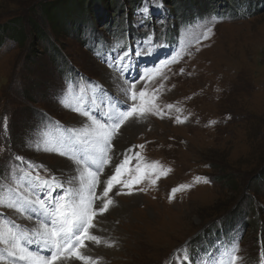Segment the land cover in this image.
I'll use <instances>...</instances> for the list:
<instances>
[{
	"label": "rangeland",
	"instance_id": "obj_1",
	"mask_svg": "<svg viewBox=\"0 0 264 264\" xmlns=\"http://www.w3.org/2000/svg\"><path fill=\"white\" fill-rule=\"evenodd\" d=\"M38 1L42 0H0V23L36 9ZM86 1L83 9L73 6L82 23L78 34L68 32L73 23L68 29L64 22L63 35H52L66 64L60 76L54 70L60 58L37 37L23 49L10 36L0 42V187L6 191L14 183L12 170L20 164L13 158L16 154L53 171L72 166L55 153L35 150L31 138L42 135L50 121L68 127L82 123L86 118L60 101L73 94L91 100L94 90L88 82L119 95L123 77L108 67L110 56L129 51L134 65L131 76L190 43L191 58L170 65L171 71L164 70L169 78L157 81L164 84L161 105L172 103L183 111L173 110V119L150 116L142 125L125 129L117 144L120 151L145 144L143 155L172 171L155 188L142 183L136 187L145 188L143 192L113 196L112 210L121 211L105 214L113 221L112 229L104 227L102 217L100 228L107 231H94L115 238L117 246L95 254L103 257L104 264H175L174 253L183 246L180 249L186 248L191 261L204 251L196 264H213L222 259L225 246L238 242L240 264H264V7L255 12L247 0H137L142 4L133 12L117 10L128 15L129 33L122 32L120 17L106 25L99 19L93 38L99 41L91 47L81 41L87 30L83 17L102 14L103 9L100 0ZM111 1L114 9L120 4L127 8L133 0ZM144 9L147 13L139 15ZM107 13V18L113 17ZM205 25L212 27L213 34L197 45L194 41ZM148 40L158 46L155 54L137 59V45ZM23 88L29 100L23 98ZM176 115L188 120L176 124ZM39 172L45 178L51 174L43 168ZM196 176L211 182L177 193L169 202L172 188L191 184ZM0 211L13 215L6 208Z\"/></svg>",
	"mask_w": 264,
	"mask_h": 264
},
{
	"label": "snow or ice",
	"instance_id": "obj_2",
	"mask_svg": "<svg viewBox=\"0 0 264 264\" xmlns=\"http://www.w3.org/2000/svg\"><path fill=\"white\" fill-rule=\"evenodd\" d=\"M147 11L144 9L139 15ZM212 34V27L205 25L194 43L200 45ZM144 44H148L147 49ZM157 47L151 40L141 42L135 57L152 56ZM190 49L191 44L186 43L173 54L131 76L134 65L129 51L115 58L110 56L106 60L108 67L123 77L118 96H112L103 85L88 82L94 90L91 100L85 101L82 95L75 94L61 99L62 106L86 119L72 127L50 121L51 127L46 125L41 130L42 135L31 138L32 147L64 157L72 167L53 171L25 157H14L20 162L12 170L14 183L9 184L6 191L0 187V209L6 208L13 213L8 216L0 211V264H71L73 261L104 264L103 257L95 254V248H111L117 246V241L98 235L96 231H107L100 228L99 222L116 206L113 196L143 192L145 188L136 187L142 183L155 188L158 181L172 171L158 160H148L143 155L145 144L130 145L123 151L117 144L125 129L142 125L150 116L173 119V110L177 114L183 111L172 103L161 105L164 84H157V81L169 78L164 70L171 71L170 65L179 63L185 56L191 58ZM183 72L181 68L180 73ZM152 84L157 86L148 91ZM187 120V116L176 115L173 122L183 124ZM3 132L7 136V117L3 121ZM41 168L50 172V176H41ZM210 182L207 177L196 176L191 184L172 188L168 200L172 202L177 193L189 191L196 184ZM20 220L30 224L20 223ZM238 252V242L225 246L222 259L213 264H240ZM174 255L175 264L186 261L191 264L186 248L177 249Z\"/></svg>",
	"mask_w": 264,
	"mask_h": 264
},
{
	"label": "trees",
	"instance_id": "obj_3",
	"mask_svg": "<svg viewBox=\"0 0 264 264\" xmlns=\"http://www.w3.org/2000/svg\"><path fill=\"white\" fill-rule=\"evenodd\" d=\"M82 1L83 0L38 1L36 3V5L38 4L36 9H33L34 7H32L29 10V13L21 16L15 15V17L2 21V23H0V42L4 39L5 36H10L18 42L19 46L22 45L20 49H23L28 42H31L34 37H37L38 39L48 44V47L51 46L49 49L54 52L55 56L60 58L57 64L54 63V70L56 71L57 75L60 76L62 66H66V64L63 60V57L61 56V52L59 51V49H57L59 45L54 43L52 35H54L55 37L58 35H63V29L65 28L64 22L68 24V29L71 28L73 23V26L70 29L71 31L68 32L74 31L76 34H78V30L80 31V25L82 23L80 24V21L76 17L74 13L75 11H73V6H76L78 10L85 8L86 4H83ZM88 1L89 0H87L86 2ZM100 2L103 9L102 14H98L95 12L93 13L92 10L93 14L90 18L88 16L83 17L82 22H86L87 24L86 35L84 38H81V41L83 42H85L86 38L95 36L97 34L95 31L97 28V23H95L96 21L102 19V24H110V21L115 20V18L123 14H118L117 10L126 11V9H130L132 6H134L137 0H133L130 4L128 3L129 5H127L129 7L127 8H125V5L122 6L120 4V6L116 5L114 9H111V5L113 4L111 0H109V2L108 0H100ZM247 2L248 8H254L255 12H258L257 10H261L264 7V0H247ZM213 11H215V5L213 6ZM106 12H111L113 17L109 19L110 16H108L107 18L105 15H108V13L105 14ZM26 54L27 53L25 52L24 55ZM21 92L25 100H29L31 98L26 93L25 88H23V91Z\"/></svg>",
	"mask_w": 264,
	"mask_h": 264
},
{
	"label": "bare ground",
	"instance_id": "obj_4",
	"mask_svg": "<svg viewBox=\"0 0 264 264\" xmlns=\"http://www.w3.org/2000/svg\"><path fill=\"white\" fill-rule=\"evenodd\" d=\"M118 81V80H117ZM133 140V139H132ZM65 163L67 164V163H70L69 161H66L65 160ZM65 164V165H66ZM69 167V166H68ZM72 166H70V168H71ZM66 169H68V168H66ZM124 206V205H123ZM123 210V209H122ZM120 211L121 210H118V209H113L111 212H109V213H111V214H115V213H117V214H120ZM121 214H123V212H121ZM104 220H105V226L104 227H107V228H110V229H112V226H113V221H110L108 218H107V215L105 216V218H104ZM156 220V219H155ZM101 221V220H100ZM100 224L102 223V222H99ZM103 227V226H102ZM115 230V229H114ZM99 232V231H98ZM103 232V231H102ZM107 233H109V232H107ZM98 235H100V234H98ZM121 236V235H120ZM115 239V238H114ZM127 242V241H126ZM105 248H107V247H104V248H101V247H99V250H97V248H95V250L96 251H98V253H102V249L104 250ZM113 248V247H112ZM95 251V252H96ZM105 253H110V252H112V251H110V250H105L104 251ZM137 253V252H136ZM71 264H80V263H77V262H71Z\"/></svg>",
	"mask_w": 264,
	"mask_h": 264
}]
</instances>
